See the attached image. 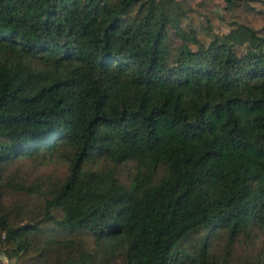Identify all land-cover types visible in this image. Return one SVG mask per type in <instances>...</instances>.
<instances>
[{"label": "trees", "instance_id": "16d2710c", "mask_svg": "<svg viewBox=\"0 0 264 264\" xmlns=\"http://www.w3.org/2000/svg\"><path fill=\"white\" fill-rule=\"evenodd\" d=\"M224 1L0 0V264H264V0Z\"/></svg>", "mask_w": 264, "mask_h": 264}, {"label": "rangeland", "instance_id": "374dc122", "mask_svg": "<svg viewBox=\"0 0 264 264\" xmlns=\"http://www.w3.org/2000/svg\"><path fill=\"white\" fill-rule=\"evenodd\" d=\"M181 5L187 8L194 10L196 12L195 18L197 21H202L206 23V19L209 18V14L213 13L216 16H223L225 13V1L224 0H176ZM211 30L218 34L222 35L228 31V26L225 23L220 22H210L209 24ZM171 39V49L169 52V61L170 64H173V59L176 57V45H178V41L176 38H173V35H170ZM192 49H196L195 45L190 44ZM248 48L246 46L237 47L236 53L238 55H243ZM5 174H9L14 176L18 181L22 183H26L29 185L35 179H40L44 181H53L61 179L65 174V165L59 160H49L43 161L40 157L35 158L34 161L22 160L16 163H13L7 167L5 170ZM133 174L132 166L131 170L129 169V165L119 166L117 171V176L123 181H127L128 176ZM254 243V251L249 247L243 248L242 243H238L235 246L234 253L235 257L244 258L243 255L244 250H247L250 254L256 255L259 251L264 250V234L260 233L258 236V240ZM215 245H217V249L219 250L221 241H216ZM251 245V240L249 239L246 242V246ZM2 254H0V257ZM248 258V257H247ZM4 259V257L2 258ZM4 261H6L4 259Z\"/></svg>", "mask_w": 264, "mask_h": 264}]
</instances>
